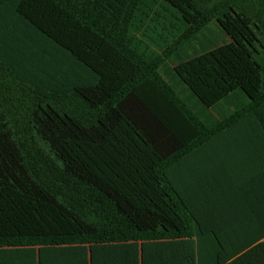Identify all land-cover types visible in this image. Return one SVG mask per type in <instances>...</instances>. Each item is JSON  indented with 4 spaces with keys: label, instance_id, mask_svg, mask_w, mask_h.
<instances>
[{
    "label": "trees",
    "instance_id": "obj_1",
    "mask_svg": "<svg viewBox=\"0 0 264 264\" xmlns=\"http://www.w3.org/2000/svg\"><path fill=\"white\" fill-rule=\"evenodd\" d=\"M153 3L182 28L145 53ZM225 111H264V0H0V264H139L193 234L175 176Z\"/></svg>",
    "mask_w": 264,
    "mask_h": 264
},
{
    "label": "crops",
    "instance_id": "obj_2",
    "mask_svg": "<svg viewBox=\"0 0 264 264\" xmlns=\"http://www.w3.org/2000/svg\"><path fill=\"white\" fill-rule=\"evenodd\" d=\"M230 115L175 176L200 224L184 238L138 241L139 264H264V111L214 114Z\"/></svg>",
    "mask_w": 264,
    "mask_h": 264
},
{
    "label": "rangeland",
    "instance_id": "obj_3",
    "mask_svg": "<svg viewBox=\"0 0 264 264\" xmlns=\"http://www.w3.org/2000/svg\"><path fill=\"white\" fill-rule=\"evenodd\" d=\"M146 11L142 22L131 31L129 38L140 50L152 53L169 42L172 36L180 31L182 25L176 15L165 11L159 3H153L152 8ZM208 26L211 30L208 34L216 35L220 41L227 39L214 23L211 22ZM169 73L168 68L162 70V74L167 78Z\"/></svg>",
    "mask_w": 264,
    "mask_h": 264
}]
</instances>
